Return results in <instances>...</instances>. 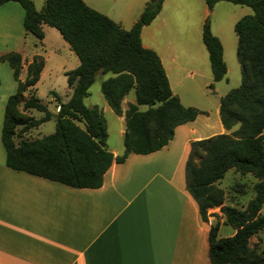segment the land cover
I'll return each mask as SVG.
<instances>
[{
	"label": "trees",
	"instance_id": "1",
	"mask_svg": "<svg viewBox=\"0 0 264 264\" xmlns=\"http://www.w3.org/2000/svg\"><path fill=\"white\" fill-rule=\"evenodd\" d=\"M18 2L23 10V28L37 39L44 36L42 24L54 27L76 54L79 64L64 72L71 91L66 101H57L53 113L33 93L44 66V58L35 54L26 65L24 79L19 77L23 60L17 51L0 54L17 83L15 93L6 101L1 129L7 167L22 170L75 188H97L113 160L122 162L129 153L145 154L168 143L177 125L192 121L205 111L184 106L173 94L161 60L155 50L144 47L140 32L161 9L163 0H148L138 19L129 29L122 28L106 14L84 0H45L36 9L32 0ZM208 9L219 0H204ZM248 6L251 13L240 17L233 26L237 36L236 58L240 66V84L219 98L218 114L225 130L238 124L233 136L218 134L192 141L185 164L186 188L197 202L200 217L208 221V210L219 207L224 223L235 230L218 236L219 223L210 225L207 234L210 264H264V0H225ZM213 81L226 74L223 48L209 27L202 26ZM111 73L100 83L101 93L116 115H123L125 128L123 152L113 156L106 139L102 110L87 106L84 98L96 74ZM212 88V83L208 85ZM133 89L134 102L125 110L122 100ZM25 92L27 94H25ZM139 105L147 108L140 109ZM34 109L39 118L25 114ZM55 118L53 132L38 138H20L28 129ZM200 155V156H199ZM199 159L195 163V157ZM229 169L255 178L253 196L243 208L223 203V194L215 182ZM252 236L257 242L250 243Z\"/></svg>",
	"mask_w": 264,
	"mask_h": 264
},
{
	"label": "crops",
	"instance_id": "2",
	"mask_svg": "<svg viewBox=\"0 0 264 264\" xmlns=\"http://www.w3.org/2000/svg\"><path fill=\"white\" fill-rule=\"evenodd\" d=\"M32 1L38 10L45 2ZM147 1L84 0L124 29L134 24ZM167 2L163 0L158 14L142 27L141 42L158 54L173 94L184 106L197 107L184 102L181 96L187 89V77L194 70L169 50V43L160 46L153 38L156 26L168 27L169 18L163 15ZM207 10L206 3H200L194 22L196 35H201ZM23 16L18 2L0 4V54L20 51L24 46L28 32L23 28ZM46 25L42 24L41 40L33 35L40 46L45 44ZM22 60L27 65L31 59L22 57ZM23 65L21 79L25 77H21L22 70L26 73ZM104 75L103 79L111 73ZM14 89L13 82L4 85L0 80V264H210L208 230L217 218L219 226L224 223V216L216 206L208 210V221H203L185 183L191 142L213 135L201 130L209 127L205 109L197 107L205 113L177 125L162 148L145 154L129 153L122 162L113 160L100 187L75 188L6 166L1 129L6 101L15 93ZM129 93L122 100L123 110L128 102L135 101L134 93L131 98ZM218 107L219 101L216 113ZM204 114V119L198 122ZM117 116L123 122L118 130L123 138L124 116ZM218 124L219 132L225 131L220 121ZM123 148V143L108 147L114 157Z\"/></svg>",
	"mask_w": 264,
	"mask_h": 264
},
{
	"label": "rangeland",
	"instance_id": "3",
	"mask_svg": "<svg viewBox=\"0 0 264 264\" xmlns=\"http://www.w3.org/2000/svg\"><path fill=\"white\" fill-rule=\"evenodd\" d=\"M163 7V15L169 18L168 27L160 28L156 26L153 30V38L158 45L170 46L169 50L177 55L179 60H184L190 65V70H194V74L187 77L185 82V94L181 93L182 100L195 104L198 108L207 111L209 127L201 128L203 134H226L233 136L238 124L231 129L219 132V114L216 113V107L219 96L224 95L230 89L237 87L241 81L240 66L236 58L237 37L233 30L234 23L244 14L250 13L248 6L234 4L229 1L219 0L215 2L211 9L207 10L206 20L209 22L211 32L221 41L223 48V59L227 70L224 78L217 82H213L212 73L209 66L208 54L203 44L201 35H196L194 31V22L199 15V5H205L204 0H168ZM38 2V1H36ZM43 4V3H42ZM210 12V13H209ZM45 44L39 45L37 39L32 34H27L24 46L19 52L22 57L31 59L33 55L40 54L44 58V67L41 75L35 85L36 90L33 91L48 108L55 113L57 111V101L54 99L51 91H55L61 101H66L70 96V89L67 85L64 71L74 68L78 65L79 60L76 54L69 48L67 42L61 37L60 33L52 26H45ZM37 44V45H36ZM11 46L13 43H9ZM14 51V50H11ZM8 52V51H3ZM188 61V62H187ZM26 65L24 62L23 69ZM25 75L22 70L21 77ZM105 77L104 74L98 72L93 83L88 88V95L84 98L87 106L97 105L103 113L106 122L107 147H115L122 145V137L118 132L120 124L119 117L105 104L104 97L100 90V83ZM0 80L1 83L7 85L14 83L16 91V81L14 80L12 70L7 62H0ZM214 83L210 88L208 85ZM174 84V83H172ZM133 90L130 91L128 97H133ZM25 94H27L25 92ZM107 105V106H105ZM195 107V106H194ZM27 115L39 118L42 112L30 109L26 111ZM201 115L198 122L204 119ZM55 129V118L39 124L36 127L28 129L21 136H14L17 143L20 138L32 139L53 132ZM264 134V129L262 131ZM200 156V155H199ZM195 157V163L199 159ZM255 178L251 174H240L239 172L229 169L224 177L215 182V186L223 194V203L243 208L247 201L253 196V184ZM264 214V202L262 211ZM216 216L217 213H215ZM217 222L219 220L217 218ZM233 232V227L229 224L221 223L218 229V236H229ZM261 241L259 247L264 245V232L260 234ZM257 242V237L252 236L250 243Z\"/></svg>",
	"mask_w": 264,
	"mask_h": 264
},
{
	"label": "water",
	"instance_id": "4",
	"mask_svg": "<svg viewBox=\"0 0 264 264\" xmlns=\"http://www.w3.org/2000/svg\"><path fill=\"white\" fill-rule=\"evenodd\" d=\"M210 13V12H209Z\"/></svg>",
	"mask_w": 264,
	"mask_h": 264
}]
</instances>
